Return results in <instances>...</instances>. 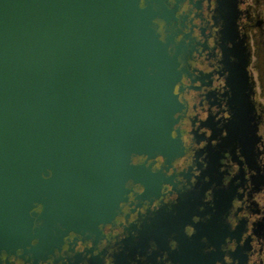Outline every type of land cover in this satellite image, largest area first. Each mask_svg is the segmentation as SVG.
I'll list each match as a JSON object with an SVG mask.
<instances>
[{"label": "water", "instance_id": "water-1", "mask_svg": "<svg viewBox=\"0 0 264 264\" xmlns=\"http://www.w3.org/2000/svg\"><path fill=\"white\" fill-rule=\"evenodd\" d=\"M166 18L162 0H0L1 247L97 232L148 180L134 159L176 156L186 58Z\"/></svg>", "mask_w": 264, "mask_h": 264}, {"label": "flooded vegetation", "instance_id": "flooded-vegetation-1", "mask_svg": "<svg viewBox=\"0 0 264 264\" xmlns=\"http://www.w3.org/2000/svg\"><path fill=\"white\" fill-rule=\"evenodd\" d=\"M162 2L158 31L186 58L180 150L134 159L148 180L97 232L0 245V264H264V0H238L236 23L234 0L229 13L219 0Z\"/></svg>", "mask_w": 264, "mask_h": 264}]
</instances>
